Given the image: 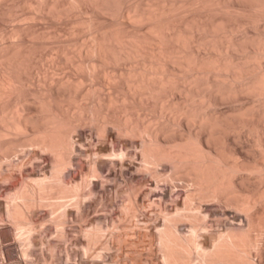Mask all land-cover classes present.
Segmentation results:
<instances>
[{
  "label": "bare ground",
  "instance_id": "6f19581e",
  "mask_svg": "<svg viewBox=\"0 0 264 264\" xmlns=\"http://www.w3.org/2000/svg\"><path fill=\"white\" fill-rule=\"evenodd\" d=\"M4 1L0 17L21 22L11 31L0 27V168L15 158L9 156L20 158L19 145L30 146L19 149L29 158L52 155L40 171L27 172L33 183L15 189L19 202L6 204L18 227L27 225L21 229L31 233L34 207L46 203L49 194L68 196V203L79 208L75 194H99L110 180L125 177L130 186L116 183L114 194H133L127 208L136 216L144 211V194L162 203L167 190L180 184L183 199L170 207L174 211L164 204V222L155 232L162 262L262 264L264 0ZM21 1L39 8L17 14ZM84 2H90L91 13L83 14ZM44 10L53 19L79 14L68 19L71 37L51 44L53 69L49 57L37 51L50 46L46 41L52 32L45 41L46 32L31 25ZM78 31L88 38L75 37ZM91 78L93 84L87 85ZM228 99L233 106L220 108ZM88 123L109 143L101 139L93 157L86 154L83 179L67 183L65 174L77 153L73 135ZM138 158L145 171L132 172ZM10 176L12 170L5 172V178ZM68 203L55 223L67 221ZM211 203L220 208L210 209ZM4 207L0 202V210ZM209 216L213 225L207 223ZM221 220L225 226L219 228ZM183 221L190 223L188 235L180 229ZM203 234L211 236L209 247L201 241ZM90 235L92 241L99 232ZM6 240L2 226L0 245ZM22 252L25 256L28 249Z\"/></svg>",
  "mask_w": 264,
  "mask_h": 264
},
{
  "label": "rangeland",
  "instance_id": "374dc122",
  "mask_svg": "<svg viewBox=\"0 0 264 264\" xmlns=\"http://www.w3.org/2000/svg\"><path fill=\"white\" fill-rule=\"evenodd\" d=\"M2 1L3 0H0V5L1 3H3ZM14 1L16 0L13 1L8 0V3L10 2L9 4H11ZM4 2L7 4V0ZM22 2L23 1H21V3ZM26 4L27 3L23 2L21 6L19 5V8L16 7L15 8L17 10L16 13L17 14L19 13L21 15L24 13L30 14L34 9H36L35 6L38 5V3H36V5L34 3H31L34 4L32 10V5L30 6L29 3H28L29 5ZM37 8L39 7L37 6ZM81 9L84 11V12L82 11L83 14L91 13L92 8L90 2L85 4L84 6L81 5ZM30 10L32 11L30 12ZM39 12L40 13L43 12V9L40 8ZM46 12L47 11L42 13V15L40 16L39 14L38 16H36L37 14H35L34 15L35 19L32 20L34 23L32 22V24L31 23L30 24L32 25V28L34 29L37 28L36 31L46 32L47 36H45L46 38L45 37L43 38V40L45 39V41L49 36V33L52 32V35H50L51 37H48L46 41V42L48 41L50 42V44L49 42L47 43L50 46L46 45L45 49L39 47L37 50L40 53L42 50V52H44L45 54V55L43 54L45 56V59L49 57V61H50L51 60L50 58L53 53V50L51 49L52 48L51 44H55L57 40H60L61 38L63 39V38L71 37V35L68 34L66 29H67V25L70 22L69 20L74 18L75 15L72 14V17H66L69 20L65 18L57 19L56 17H55L56 19H53L54 17L50 14L48 15L47 14L48 12L47 13ZM124 13L126 12H123V14ZM77 14L78 13H76V16ZM101 15L108 20H111V18L113 17L109 13H103V14L101 13ZM124 19L127 20V18L125 17ZM19 21H20L19 19L17 20L11 18L3 19V17H0V27L5 28L6 31H11L13 29L12 27L18 25ZM76 33L74 34V36L79 37L82 40H86L88 38L87 33L85 32L78 31ZM152 44L155 45V41ZM148 45L147 48H149ZM154 45L152 46L154 47ZM47 60H44V62L46 63V66L45 65L44 66L46 68L48 67L47 63L49 62V61L46 62ZM49 64H50L49 65L50 69H53L51 67L52 64L51 61ZM70 70L73 69L70 68ZM92 82H94L92 78L86 80L87 85L93 84ZM102 82L104 89L107 90L108 82L104 79L102 80ZM228 100L223 101V103L224 102L226 103L224 104L221 103L220 105L222 106L220 108L228 109L229 106H233L231 103L232 99L229 100L230 102ZM93 103L95 102L93 101ZM91 106H92V100H91ZM82 126L83 127L79 128L78 130L80 133L78 131H75V134L73 133L74 134L73 139H75L76 141L75 153L76 152L77 153L75 156L76 159L73 162L74 166L68 169L69 172L66 171L67 174H65L64 180H66L65 182L68 181L67 183L72 181L73 178L78 180L80 179L79 182L83 179V177L87 172V167H88V159L86 154L88 153L90 154L92 152L91 155L89 154L88 155L90 157H93V151L95 150L96 148L95 145H97V143L101 142L102 140H105V142L108 141L107 143H109V139L104 136L103 137L105 139L104 138L102 139L101 138L102 135L99 134L98 131H96L97 129L94 127V125H91V123L84 124ZM263 129H264V125H263ZM10 135L12 137L9 138H13L15 136L18 137V135L16 134L14 135L10 134ZM248 137L251 139V136ZM248 137L244 139L243 144H245V142H248L246 141V139H249ZM262 141L264 143V138ZM29 148L30 146L28 145H26L25 147L19 145L18 151L20 153L19 155L20 158H18L16 153L14 154L13 151L12 154L14 155L11 156L8 155V153L10 154L11 151L10 152L6 151L8 152L7 154L3 152L5 155L9 156V158L10 157L14 158L13 156H15V158L11 160V162L9 163L8 161H3L2 167L0 168V202H3L5 206L4 210H0V227L3 226V229L9 234V240H6V242L3 241L0 245V264H163L164 263L162 262L163 259L161 257V252L156 242L155 232H157V230H159L162 227L164 222L162 216L163 214H161L163 211L162 209L164 204L169 206L167 207L169 211H174L172 208L170 209V207L173 206L176 200H181V198L183 199L184 189H185L183 188V186H180L179 184L177 187L168 189L166 194L167 197L164 199V201H162V203H160L159 200H156L159 199V197L153 196L150 198L149 194L146 195L144 194L143 196L146 197L142 196L143 200L141 198V202L143 203L142 209L144 211L137 212L136 216L131 209L127 208V206L130 203V198L133 196V194H126L124 192L122 194L121 193L114 194L115 191L114 185L116 183L120 184L121 188H127L128 185L130 186V184L126 182L125 177H123L125 181L121 180L122 178H119L117 181L115 179L110 180L109 182H107L108 185H106L105 189H99L101 188L100 187L101 183L98 182L99 194H81V195L75 194L76 196L73 197L80 198L78 200H81L80 201L81 205L79 208L70 204L72 199L70 197L69 199L68 196L62 197L58 194H49L50 196L48 195L49 196V198L47 197L48 199H50L52 196H55V198L52 197L50 200L45 199L46 200L45 202L47 204L44 203L42 205H38L36 208L34 207V212L32 213L31 216L32 229H31V233L28 234L27 231L24 232L25 231L24 228H26L27 225L21 227L22 229H24V231H22V229L18 227V224H16L15 221H13L15 219H13V217H11L5 209L7 208L6 207L7 205H11V203L15 201L19 202L20 199L16 197L17 193L15 194V192H17L16 191L17 189L23 187L24 185H28V184L30 185V183H33L32 182L34 181L33 178L26 177L27 172L29 173L32 170L40 171L52 159V155L47 152H43L42 155H39L36 158L35 157L29 158V156L26 153L25 154L21 153L19 150V149H26L28 151ZM19 153L17 152V154ZM23 160H24L23 164L22 163L19 165L15 164ZM135 162L136 165L133 168L132 172H135L140 168L144 170V167H142L141 165L142 162L140 161L139 158L136 159ZM165 169L167 168H164L163 172L167 173L169 170L164 171ZM9 170H12L13 176H10L9 178H5L4 174ZM30 178L32 179V181H30L31 180ZM22 180L23 181L25 180L24 183ZM83 190L86 191L85 188ZM147 196L149 197V199H146L148 198ZM61 199L62 201H60ZM63 201L65 203L70 202L68 203V205L69 204L70 205L68 206L69 216L67 215V221L65 222V224L61 225L55 223V218H57L58 215L63 212V208H62L63 207L62 204L64 203ZM48 202L50 203L48 204ZM54 202L58 205L61 202L62 203L58 206ZM53 203L55 204V208L51 206ZM150 205L152 206L150 207ZM209 208L216 210L219 209L220 206L218 204L211 203L209 204ZM263 210L264 209L260 210L259 213H261V211L264 212ZM231 214L228 213L227 217L229 216L231 217L232 216ZM261 214H262L261 218L262 220H264V213ZM208 218H207L208 219L207 223L209 225H213L214 224L213 216L211 217L209 216ZM224 221L221 220L222 225L220 222L219 228L225 226L223 224L225 223ZM183 222L184 223L180 222L181 224H179L180 229L182 230V233L184 235H188L191 229L190 223H188L187 221H183ZM91 232L92 233L99 232V235L94 237L92 241H90ZM26 236L30 238V240L28 239L30 241L29 244L24 243L26 239L25 240L23 239ZM205 236H206L205 234H203V236L201 235V241H203L202 243L204 246L209 247L211 245V239H210L211 236H206V237ZM23 248L28 249V253L25 256L23 255L22 252ZM263 261L264 259L262 258L261 259L262 264H264ZM195 262L197 263V261ZM196 263L193 262V264Z\"/></svg>",
  "mask_w": 264,
  "mask_h": 264
}]
</instances>
